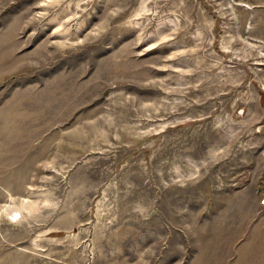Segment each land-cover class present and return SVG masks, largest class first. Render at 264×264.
Here are the masks:
<instances>
[{"label":"rangeland","instance_id":"1","mask_svg":"<svg viewBox=\"0 0 264 264\" xmlns=\"http://www.w3.org/2000/svg\"><path fill=\"white\" fill-rule=\"evenodd\" d=\"M0 264H264V0H0Z\"/></svg>","mask_w":264,"mask_h":264}]
</instances>
